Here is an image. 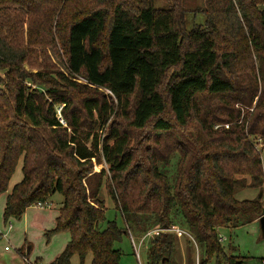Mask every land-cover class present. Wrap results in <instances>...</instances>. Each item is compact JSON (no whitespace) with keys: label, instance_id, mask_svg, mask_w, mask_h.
I'll return each mask as SVG.
<instances>
[{"label":"trees","instance_id":"obj_1","mask_svg":"<svg viewBox=\"0 0 264 264\" xmlns=\"http://www.w3.org/2000/svg\"><path fill=\"white\" fill-rule=\"evenodd\" d=\"M181 1L0 0L3 218L61 194L47 238L70 240L51 264H120L116 245L145 219L150 264H173L175 239L162 232L175 229V207L203 248L199 264H246L219 230L264 217L262 198L235 196L263 194L264 0H205V25L190 31ZM58 45L67 73L48 58ZM104 187L128 229L107 221Z\"/></svg>","mask_w":264,"mask_h":264},{"label":"rangeland","instance_id":"obj_2","mask_svg":"<svg viewBox=\"0 0 264 264\" xmlns=\"http://www.w3.org/2000/svg\"><path fill=\"white\" fill-rule=\"evenodd\" d=\"M181 2L182 10L186 13L187 29L190 31L196 26H204L206 17L202 13V10L205 6V0H182ZM154 3L158 9H171L175 6L174 0H154ZM58 52L60 57L53 50L47 48L50 63L60 71L67 73V61L59 45ZM78 81L79 83H85L82 78ZM101 92L107 98L112 96L107 90H102ZM114 117L115 113L111 115L107 126L102 128L103 135L114 120ZM261 154L264 163V149ZM174 159H177V157ZM100 166L95 164L94 170L100 171L103 168L107 170L104 161ZM170 171L172 174L174 169L171 168ZM176 177L177 175L170 178L172 184L175 183ZM22 178V164L20 163L9 185L8 193L11 192L15 184H18ZM260 195L261 191L253 188L239 189L235 194L238 201H253L262 198L261 203L264 208V194L263 197ZM6 196L7 194L0 196V233H3L2 231L7 227V223L5 224L3 218ZM101 199L105 202L107 221H115L119 227L128 229L124 217L116 209L105 187L101 190ZM63 201V196L58 193L51 198L45 207L30 208L20 221L12 219L11 222L13 223L14 230L7 239H0V264H22V259L17 256L19 250L27 252L28 249H31L29 256L31 262L37 261L36 263L42 262V264H51L60 256L67 244V238L63 234H55L48 240L47 233L55 228L56 216H58ZM172 220L175 229L162 232L173 235L175 239V252L171 262L173 264H198V260L203 258V248L195 241L194 236L179 214L177 207L173 210ZM154 229V225L151 222H146V219L142 220L140 224L133 221L130 222L129 235L123 238L122 243L116 245V248L122 252L120 264H150L149 250L156 237ZM220 238L225 239L221 242V245L231 257L242 258L246 264H264V234L260 222L255 221L234 229L222 228L219 230ZM133 242L136 245L137 251L133 246ZM6 246L9 247L10 253L5 252ZM22 254L25 255L26 253L22 252ZM70 264L82 263L78 257H74ZM84 264H92L91 257ZM208 264H217V260H213Z\"/></svg>","mask_w":264,"mask_h":264},{"label":"crops","instance_id":"obj_3","mask_svg":"<svg viewBox=\"0 0 264 264\" xmlns=\"http://www.w3.org/2000/svg\"><path fill=\"white\" fill-rule=\"evenodd\" d=\"M98 172V171H97ZM21 182V181H20ZM16 185V184H15ZM10 193V192H9ZM264 194V193H263ZM263 194H262V197H263ZM7 197V196H6ZM5 204H6V199H5V202H4V208H3V212H4V209H5ZM58 215H59V213H58ZM57 217L58 216H56V219H57ZM257 222H260L259 220L257 221ZM8 223H11L12 224V228L10 229V230H8ZM7 223V227L5 228V230L4 231H2L3 233H7V237H6V239L8 238V236H10V233L14 230V227H13V223L11 222V220L9 221ZM6 224V223H5ZM55 226H56V223H55ZM1 234V233H0ZM66 238H67V244H68V242H69V240H70V238H69V235L68 234H65V233H62ZM67 244H66V246H67ZM66 246H65V248H66ZM6 248H7V246L5 247V252L6 253H10L11 251H10V249H9V251H7L6 250ZM64 248V249H65ZM64 251V250H63ZM22 252H25L26 254L25 255H23L22 254ZM30 253H31V249H28L27 250V252L26 251H24V250H19V254H17V256L19 257V258H21L22 259V264H25L26 263V260H29L30 262H31V260H30V258H29V256H30ZM59 257V256H58ZM57 257V258H58ZM88 259V258H87ZM35 262H37V261H35ZM38 262H40V261H38ZM41 264H42V262H40Z\"/></svg>","mask_w":264,"mask_h":264},{"label":"built area","instance_id":"obj_4","mask_svg":"<svg viewBox=\"0 0 264 264\" xmlns=\"http://www.w3.org/2000/svg\"><path fill=\"white\" fill-rule=\"evenodd\" d=\"M61 122L64 123L62 120H61ZM258 142L261 143V140H259ZM259 149L261 151V148L260 147H259ZM43 207H45V205H42V204L37 205V208H43ZM11 228H12V224L11 223H8V230H10ZM6 237H7V233H1L0 234V239H6ZM224 240H225L224 238H220L219 239V242L221 243ZM133 246H134L135 250L137 251V248H136V245L134 244V242H133ZM6 250L9 251V247H7ZM138 260L140 262L139 255H138ZM199 261L200 260H198V264H199ZM25 264H41V263L30 262L29 260H26V263Z\"/></svg>","mask_w":264,"mask_h":264},{"label":"water","instance_id":"obj_5","mask_svg":"<svg viewBox=\"0 0 264 264\" xmlns=\"http://www.w3.org/2000/svg\"><path fill=\"white\" fill-rule=\"evenodd\" d=\"M260 196L262 197V194H261ZM260 224H261L262 232H263V234H264V217H262V218L260 219Z\"/></svg>","mask_w":264,"mask_h":264}]
</instances>
